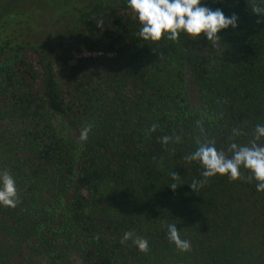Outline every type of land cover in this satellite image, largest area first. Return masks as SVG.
<instances>
[{
  "label": "trees",
  "instance_id": "1",
  "mask_svg": "<svg viewBox=\"0 0 264 264\" xmlns=\"http://www.w3.org/2000/svg\"><path fill=\"white\" fill-rule=\"evenodd\" d=\"M202 4L238 16L215 46L143 41L126 0L88 1L34 40L0 33V169L19 193L0 206V264H264L256 181L242 169L194 191L202 169L185 160L197 140L230 155L264 124V17L252 0ZM169 223L189 251L167 239ZM129 230L148 252L120 242Z\"/></svg>",
  "mask_w": 264,
  "mask_h": 264
},
{
  "label": "clouds",
  "instance_id": "2",
  "mask_svg": "<svg viewBox=\"0 0 264 264\" xmlns=\"http://www.w3.org/2000/svg\"><path fill=\"white\" fill-rule=\"evenodd\" d=\"M127 7L135 14L139 22L137 35L143 41L159 42L162 39L178 42L181 33L197 39L203 36L214 46L220 41L218 33L229 27L238 26V16L233 13L226 16L222 9L215 10L202 4V0H126ZM252 11L264 17V0H252ZM97 26L102 21H97ZM158 125L153 124L149 132H155ZM92 126H85L79 140H88ZM233 136L243 135L241 129L233 130ZM264 138V124H257L252 139L247 144L232 142L226 154L223 149H218L212 140H197L196 149L185 156L188 162H198L201 171V180L193 181L190 187L196 191L207 183L209 178L216 175H226L229 180L235 181L242 177V169L250 174L249 179L256 181L257 192H264V143H259ZM173 141L171 136L160 137L164 145ZM180 137L175 138L179 142ZM82 146V145H81ZM171 175V189L175 190L179 183V175L174 171ZM19 202V193L16 179L7 169H0V206L15 207ZM167 239L181 252L189 251L190 241L182 239L180 230L175 223L167 225ZM129 240L140 252L149 251V241L137 235L134 230L125 231L121 243Z\"/></svg>",
  "mask_w": 264,
  "mask_h": 264
},
{
  "label": "rangeland",
  "instance_id": "3",
  "mask_svg": "<svg viewBox=\"0 0 264 264\" xmlns=\"http://www.w3.org/2000/svg\"><path fill=\"white\" fill-rule=\"evenodd\" d=\"M88 1L91 0H0V33L13 32L34 40L33 36L40 37L55 18L60 20V25L66 26V15L73 14ZM18 20L21 21L17 24ZM189 88L195 97L197 88L192 81H189Z\"/></svg>",
  "mask_w": 264,
  "mask_h": 264
}]
</instances>
